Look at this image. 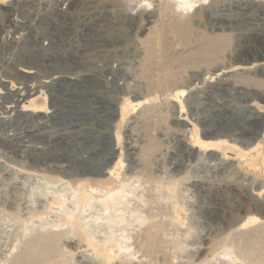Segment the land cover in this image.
I'll list each match as a JSON object with an SVG mask.
<instances>
[{"label":"rangeland","instance_id":"rangeland-1","mask_svg":"<svg viewBox=\"0 0 264 264\" xmlns=\"http://www.w3.org/2000/svg\"><path fill=\"white\" fill-rule=\"evenodd\" d=\"M43 1L48 3V8L43 9L46 12H42L43 15L41 13V22H33L29 31H24L21 44L13 47L0 45V53L6 57L15 55L17 60L34 63L37 73L39 72L37 77L29 80L34 81L29 83L28 79L7 70L15 82L17 80L21 84L36 85L38 79L42 80L46 75L52 76L55 72H59L57 76L62 77L51 80L45 88L40 89L41 94L46 97L47 111L52 116L28 112L0 115V264H11L13 255H8V248L18 238L23 242V239L30 240L29 238L50 230L57 224L56 214L61 215L60 211L73 207L71 198L66 193L61 210H48V200L64 191L67 187L64 183L75 185L80 182L83 187H88L107 182L104 173L114 167L117 161H121L119 179L124 180L127 190L131 191V194L112 206V212L118 213L121 210L122 220L109 224L102 221L99 228L92 226L89 232L94 233L99 241L103 240L104 232L108 233L110 228L116 236H135L142 226L134 221V215L144 214L148 208L147 203H156L155 207L158 206V210L161 208L162 213L167 210L170 212L173 206L180 213L181 226L175 225L171 220L167 223L168 217L164 216L167 235L163 236L168 238L163 249L165 253L158 255L156 261L149 264H214L209 258L200 263L207 256L206 252L200 254L207 247L206 243L203 245V238L209 233L211 238L216 237L226 229V224H232L251 212L253 216H257L256 212L259 210L264 212V178L239 167L230 154L227 155L229 159H225L219 151L200 152L188 147L187 139L178 135V131L185 130L184 125L186 128L188 126L185 122L176 120L164 95L168 93V89L178 86L177 90L185 92L180 100L184 102L188 119L194 120L204 115L212 122L211 125L198 124L200 137L220 140L223 136L221 140L245 149L259 141L264 133V102L259 97L264 86L263 89L262 86H253V79L246 83L252 85L249 90L236 89L220 81V78H214L212 83L204 81L205 74L210 69L233 65L238 60H235V55L218 58L201 54L197 35L209 37L213 33L202 15L191 16L193 11L187 14L191 17L190 26L194 30L191 36H177L174 39L173 36L169 37L171 44L174 43L166 50L171 57L185 55L191 50L194 52L195 64L186 67L175 64L174 81L164 86L155 83L157 88L151 82L152 79L155 77L156 82L158 78L169 77L171 72L161 69L163 64L160 65L158 56L153 78L141 73V59L144 55L140 40L143 41L148 32L139 35L136 30L129 28V19L121 21L123 23L118 31L108 28L105 33L106 43L119 39L124 45L109 48V52L96 67L90 61L93 59L91 55L76 51L99 45L98 42L102 39L98 38L96 26L83 30L78 37L68 38L67 28L75 25L74 20L68 14L62 15L57 11L55 0ZM152 5L154 6L147 7L146 10H154L156 3ZM61 8L64 6L58 9ZM116 9L128 13L123 2ZM25 11L29 10L25 8ZM5 12L4 8H0V38L5 36L4 32L7 30L11 31L7 28ZM140 15L132 21L139 22L138 19L141 20L144 16ZM160 21L158 19L155 23V30L162 26ZM168 30L166 27V31ZM153 42L160 47L162 39L155 38ZM256 42L262 44L258 40ZM205 58H213L215 64L211 60L206 64ZM86 68L90 71L84 73ZM79 70H83V73L76 80L66 78ZM8 88L9 85L2 84V93L8 91ZM132 95L144 97L146 103L129 111L120 122L116 119V113L119 112L122 100ZM16 100L17 97L1 95L0 106H11ZM216 100L224 103L218 106ZM36 103L44 104L43 96ZM145 110L149 115L152 113V117L147 114L144 116ZM116 134L119 137L118 145ZM19 139L21 140L18 141ZM7 146H12L13 150ZM117 182L114 181L111 186H116ZM257 191L263 194L257 197ZM102 212V205L92 202L90 207L81 209L80 217L90 222ZM37 213H42L41 219L31 218V214ZM20 221H24L30 228L27 233L23 231ZM168 232L174 233L173 236ZM81 246L77 237L67 234L54 242L50 261L53 263L57 254L66 250L72 255L65 258L62 264H103ZM18 247L22 248L21 245ZM19 249L16 250L20 252ZM144 262V259H135L132 264H145Z\"/></svg>","mask_w":264,"mask_h":264},{"label":"bare ground","instance_id":"bare-ground-1","mask_svg":"<svg viewBox=\"0 0 264 264\" xmlns=\"http://www.w3.org/2000/svg\"><path fill=\"white\" fill-rule=\"evenodd\" d=\"M42 1L43 0H0V8H4V11L7 12L4 13L7 14V28L11 29V31L7 30L4 32L5 36L0 38V45L6 44L9 45V47L11 45V47H13L14 45L17 46V44L23 40L22 36L24 31L28 30L33 22L35 24L36 21H40L43 9L45 10V8H48V3L46 1ZM54 2V6L58 12L60 11L61 14H68L74 20L75 25L68 28L66 27L68 38L75 36L78 37L80 33H83V30H87L91 28V26H96L98 29V38H100V40L102 39L101 42H98V46H92V49H76V51L80 54L91 55L93 59L90 61L92 64L96 65V67L99 66L98 63H100L101 58L109 52V48L115 49L124 45V42L119 39H114L112 43L109 42L110 44L106 43L107 41H105V33L108 28L118 31L121 27V24L123 23H121V21L129 19V28L136 30L139 35L145 31L148 32L144 40H140L143 45L141 47H143L142 49L144 55L143 59H141V73L148 74L153 78V71L155 66H157L156 63L158 56L161 58H159L160 65L162 63V66L164 67L161 69H165V71L167 70L168 73L171 72L169 77L163 79L161 77L160 80H158V78L156 82L154 81L155 77L152 79L151 82L154 84L156 83L158 86H161L162 84L164 86L166 83H171L174 81L175 70H173V66L175 64L180 67H186L195 64L193 59L194 52L191 50L185 55L177 54L175 57H171L167 54V50L170 48V45L172 46L174 43L173 42L171 44L169 37L173 36L172 39H174V37L176 38L177 36H181L183 38H188L191 36L192 31L194 30L193 27L190 26L191 17L187 14L188 12L193 11L191 16L197 14L202 15L204 19L210 24V29L212 30L211 33H213V35L209 37L202 36L201 34L198 36L196 33V40L201 47H199L201 49H199V51L202 52L201 54H210L214 55L215 57L217 56L218 58L231 57L232 55H235V60H238L233 65L226 67L220 66V68L214 70L210 69L208 72L206 71L207 73L205 74L206 77L204 78V81L206 80L207 83H212L214 78H220V81L227 85H231L236 89L249 90L252 88V85L258 87L262 86L261 88L263 89L264 0H55ZM121 2H123L125 7L128 9V13L126 12L127 14L116 9V7L121 5ZM152 3H156L154 8L156 11L146 10L147 7L154 6ZM42 6H44V8ZM60 6H64V8L58 9ZM25 8L29 11L26 12ZM113 9L114 11H112ZM23 11L28 13V15H26V13L23 14ZM133 11L137 12L134 13ZM51 12L49 14H51ZM140 14L144 15H142L143 19H138L139 22H134V20L132 21L134 17H138ZM158 19H161L160 22H162V26L158 30H155L157 29L154 28L155 23L158 22ZM166 27L169 28L168 31H166ZM155 38L162 39V44L160 47L153 42ZM256 40L260 41L262 44H258ZM185 44L187 43H184V45ZM15 57V55H13V57H6L3 53H0V96L11 95L13 97H17V100L13 102V105L0 106V115H7L8 113L12 114L11 112H14L15 114L19 112H28L32 114L46 113L52 116V114L47 111L48 108L45 106L46 97L41 94L40 89L42 87L45 88L44 86L49 84L51 80L62 78L60 77L61 75L57 76L59 72H55L52 76H43L42 80L38 79L37 84L35 83L36 85H29L28 83L21 84L18 83L17 80L15 82L7 70L14 71L16 75L20 76L21 78L28 79V82L30 79L37 77V74L39 73H37V68L34 63H27L26 61L20 59L17 60V57ZM210 58H205L207 59L205 60L206 64L209 60L215 64L213 58ZM118 66H120V64H118ZM175 67L176 65L174 68ZM82 71L79 70L69 76L67 75L68 77L66 78L70 81H74L77 79L76 77H78L80 73H83ZM89 71L90 70L88 69L84 70V73ZM251 79H253V82L251 81L252 85H247L246 83ZM32 81H34V79ZM32 81L30 82L32 83ZM2 84L6 86L9 85L8 91L5 93H2ZM158 86L156 87L158 88ZM178 88V86L173 89L171 88V90L166 88L168 89V93H166L164 96L171 107L170 109H172L174 112V117L176 120L185 122L188 126L186 128L185 125L183 126V124L181 125L178 123L179 126H183L185 128V130L182 132L178 131V135L180 137L184 136L187 139L188 147L196 149L200 152L219 151L222 154V157L225 159H229L227 158V155L230 154L239 167L264 178V133L259 141L245 149H241L232 143L229 144L227 141L221 140L223 136L220 137V140H212L210 138V140H208L206 137H200L197 129L198 124L211 125L212 122L209 120L210 118L208 119L207 116L204 115L194 120L188 119L184 102L180 100L185 92L183 90H177ZM42 96L44 104L38 105L36 101ZM259 97L264 102V91L259 92ZM145 103L146 99H144V97L141 98L138 95H132L128 98H124L119 108V112L116 113V119H118L120 122L123 121L129 111L139 108ZM215 103L219 106L224 102L219 103L216 100ZM144 113V116L147 114L148 116L152 117V113L149 115L147 110H145ZM26 129L25 131H27ZM8 137L11 138V136ZM20 140L21 139L18 141ZM118 143L119 137L116 134V145H118ZM9 144L11 145V143ZM17 146L18 145H16V147ZM7 147L8 149L13 150L12 146ZM28 151L29 150H27V152ZM120 168L121 161H117L114 167L104 173V178L107 182H101L95 186L83 187L80 182L77 184L75 183V185L72 184L73 186L70 183H64V185L67 186L64 188V191L61 194L53 196V198H51L52 200H48V210H61L65 202L67 195L66 193H68L69 197L71 198L73 207L67 211H60L61 215L56 214V218L58 219L57 224L53 225L50 230L37 236L33 234L35 237L32 239L29 238L30 240L23 239V242L21 241L22 239L16 238L17 240L13 242V244H11L8 248V255L10 257L13 255L11 257L12 259H10L11 264H62L65 258L67 259L71 257L70 255H72V253L66 250L59 252L53 263L50 261L49 256L53 252L54 242L70 233L77 237L79 243L82 245L81 247H83L85 251L91 252L93 255L99 258L103 264H132L135 259H144V261L149 264L156 261L158 255L160 256L164 254V246L166 243H168L166 242L168 241V238L163 236L165 234L167 235L165 232V224L171 220V222L174 221L176 223L175 225L181 226L182 221L178 209L173 206L169 210L170 212L165 210L166 212L164 211L165 213H162L161 208L158 210V206L155 207L156 203L155 205L152 201L147 203L148 208L144 214L137 213L134 215V221L138 223L139 226H142L135 236L124 234L116 236L115 232L111 231L110 228L108 233L104 232L105 237L103 240L99 241L97 240V236H95L94 233L89 232L90 227L92 226L99 228L102 224V221L109 224L110 222H120L122 220V216L120 215L121 210L118 211V213H116V211L112 212V206L118 200L125 198L128 194H131V191L127 190L126 182L119 179ZM114 181H116L118 184L116 186H111ZM261 193L263 194V192L257 191L255 195L258 197L261 196ZM92 202L101 204L103 207V212L95 218H92V220L89 222L86 219H82L80 217V214H82L80 211L82 208L90 207ZM251 213L232 224H226V229L222 230L216 235V237L214 236L211 238V234H207L205 236L206 238H203V245L206 243L207 247L203 248L200 252V254L206 252L207 256H205L200 263L208 261L209 258V261H213L214 264H264V212L259 210L256 212L257 216H253ZM31 215V218H40L42 213ZM164 216L168 217V221L166 220L167 223H165L163 220ZM17 220L20 219L17 218ZM20 222L19 224L23 226V231L27 233L30 228L27 227L24 221ZM169 233L171 236L174 234L173 232V234H171V232H168V234ZM20 236L23 237V235ZM19 245H21L22 248L19 249ZM17 248L20 250V252L16 250ZM191 264L194 263L192 262Z\"/></svg>","mask_w":264,"mask_h":264}]
</instances>
